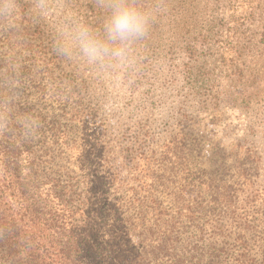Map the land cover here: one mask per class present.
Returning <instances> with one entry per match:
<instances>
[{
    "label": "trees",
    "instance_id": "obj_1",
    "mask_svg": "<svg viewBox=\"0 0 264 264\" xmlns=\"http://www.w3.org/2000/svg\"><path fill=\"white\" fill-rule=\"evenodd\" d=\"M35 17L0 0V264H264L252 150L218 148L193 173L176 141L110 142L83 90L53 82Z\"/></svg>",
    "mask_w": 264,
    "mask_h": 264
},
{
    "label": "rangeland",
    "instance_id": "obj_2",
    "mask_svg": "<svg viewBox=\"0 0 264 264\" xmlns=\"http://www.w3.org/2000/svg\"><path fill=\"white\" fill-rule=\"evenodd\" d=\"M27 1L36 45L58 62L53 82L83 90L110 142L176 141L193 150V173L243 147L264 185V0Z\"/></svg>",
    "mask_w": 264,
    "mask_h": 264
}]
</instances>
